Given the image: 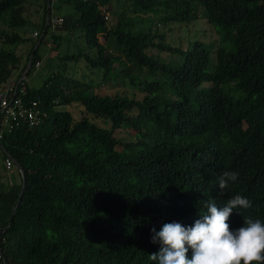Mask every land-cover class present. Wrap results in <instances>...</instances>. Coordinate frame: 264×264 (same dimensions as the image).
<instances>
[{"label": "trees", "instance_id": "trees-1", "mask_svg": "<svg viewBox=\"0 0 264 264\" xmlns=\"http://www.w3.org/2000/svg\"><path fill=\"white\" fill-rule=\"evenodd\" d=\"M54 2L71 8L55 27L86 41L62 60L85 61L104 83L131 85V93H103L67 65L29 87ZM112 2L44 0L41 30L27 37L19 31L28 1L0 0V19L9 13L4 45L32 42L25 61L0 49V86L25 87V101L43 114L38 125L22 120L0 138L5 163L11 158L20 174L0 187V264H156L153 227L190 225L205 201L223 207L237 194L252 207L234 212L232 228L244 216L264 221V0H120L110 24ZM202 14L219 35L216 49L199 39L173 46L158 27ZM125 130L135 133L128 139ZM224 171L239 178L221 194Z\"/></svg>", "mask_w": 264, "mask_h": 264}, {"label": "clouds", "instance_id": "clouds-1", "mask_svg": "<svg viewBox=\"0 0 264 264\" xmlns=\"http://www.w3.org/2000/svg\"><path fill=\"white\" fill-rule=\"evenodd\" d=\"M239 178L237 171H224L218 178L221 194ZM252 203L239 194L229 197L223 207L214 199L204 202L203 212L190 225L165 223L157 232L152 228V243L159 251L149 255L156 264H251L264 256V221L244 216L242 225L229 223L237 209H249ZM189 252L191 258H189Z\"/></svg>", "mask_w": 264, "mask_h": 264}, {"label": "rangeland", "instance_id": "rangeland-1", "mask_svg": "<svg viewBox=\"0 0 264 264\" xmlns=\"http://www.w3.org/2000/svg\"><path fill=\"white\" fill-rule=\"evenodd\" d=\"M28 3L26 7H28V10L25 12V16L29 18V22L26 26L20 29V33L22 35H26L27 37H36L34 36V32L36 30H41L42 22H43V6L42 3L44 0H27ZM123 3H120V0H113L112 2V11L109 12L110 14V24L114 23L116 20V16L113 15V13L117 12L118 7H121ZM71 11L70 5L63 4L61 6L60 2H54L52 4L51 9V15L53 24L49 28L47 34L44 36L43 43L40 45L39 48V54L43 58L41 59L42 63L39 68H33L26 81L31 88H38L44 84V82L61 66H68V69H73L76 66V76L80 79H84L86 82H92L96 86H100L101 92H118V93H131L133 90V87L131 85H123L120 82H111V83H104L102 80L103 73H95L92 74L89 68L85 65L84 62H79L77 65L73 62H67L65 63L64 60H62V56L65 51L69 50L70 53L78 52L80 48L86 47V41L84 40V37H82L78 31L76 30H66L59 26L55 27L54 25V18L61 17L66 13H69ZM9 13H6L1 19H0V28L6 27L9 25L8 19ZM199 20L191 23H180L175 22L176 24H173L171 26H164L159 25V29L161 32L165 33V41L173 46H182L187 47L191 43H193L195 40H204L206 42H212L214 45V49L217 48L219 41V35L215 31H212V27L208 26L206 24V21L204 20L205 17L201 16ZM204 18V19H203ZM6 19V20H5ZM116 22V21H115ZM144 28H148L149 24L145 23ZM209 29V30H208ZM53 34L58 36V40L56 42L52 41ZM61 35V37H59ZM80 35L81 37H78ZM100 41H105V38L103 36H100ZM225 46L231 47V44L228 42L223 43ZM32 42H27L25 44H7L4 45L0 38V49L6 48V49H13L16 50L18 54L22 55L23 60L25 61L27 59V56L29 54L30 48H31ZM165 54V53H164ZM169 57V56H168ZM215 58V57H214ZM66 66V67H67ZM18 72L14 73V76L11 78V80L14 79V77L17 75ZM10 84L9 82L4 86H0V94L4 93V89L6 86ZM71 106L66 105L65 108L69 109ZM75 111L76 116L77 115V108H72ZM9 124L4 125L2 128L0 127V131L8 130ZM135 131L131 130H125L121 133L122 136L130 139ZM20 182V174L19 170L16 166H13L11 169H8L6 167L5 163V157L3 148L0 145V187L2 186L5 188V186H8L12 183H19Z\"/></svg>", "mask_w": 264, "mask_h": 264}, {"label": "built area", "instance_id": "built-area-1", "mask_svg": "<svg viewBox=\"0 0 264 264\" xmlns=\"http://www.w3.org/2000/svg\"><path fill=\"white\" fill-rule=\"evenodd\" d=\"M62 21V18H54V24L61 23ZM37 35L38 32L35 31L34 36ZM40 66L41 61H38L36 67L38 68ZM24 94H26L25 87H23L21 93H19V87L12 84L6 86L4 93L0 94V112L2 113L0 119L1 128L9 124L8 130H10L15 124L18 125L22 120L26 121L32 127L40 123L43 114L38 106V102L31 101L27 103L24 99ZM3 131V129L0 131V138L3 137ZM13 164L14 161L11 158L6 160V167L8 169H10Z\"/></svg>", "mask_w": 264, "mask_h": 264}, {"label": "water", "instance_id": "water-1", "mask_svg": "<svg viewBox=\"0 0 264 264\" xmlns=\"http://www.w3.org/2000/svg\"><path fill=\"white\" fill-rule=\"evenodd\" d=\"M39 43H40V41H38L36 47L39 45ZM31 65H32V59H31L30 62H29V67H28V68H30ZM23 190H24V187H23ZM22 195H23V191H22V193H21V197H22ZM19 203H20V200H19ZM19 203H18V205H19Z\"/></svg>", "mask_w": 264, "mask_h": 264}]
</instances>
